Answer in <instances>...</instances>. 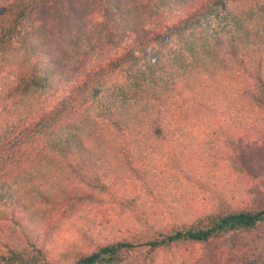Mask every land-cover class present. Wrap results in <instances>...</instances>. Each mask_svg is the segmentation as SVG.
<instances>
[{"label":"trees","instance_id":"16d2710c","mask_svg":"<svg viewBox=\"0 0 264 264\" xmlns=\"http://www.w3.org/2000/svg\"><path fill=\"white\" fill-rule=\"evenodd\" d=\"M99 5L104 19L91 24ZM6 8L0 220H15L17 235L3 241L0 264H52L30 228L88 198L69 190L74 181L105 192L107 178L133 175L152 191L158 159L172 153L179 168L177 149L194 142L195 125L212 137L221 131L215 120H264V0H14ZM228 160L251 175L238 157ZM216 199L192 222L108 242L74 264H151L160 250L264 224V204ZM193 264L213 263L206 252Z\"/></svg>","mask_w":264,"mask_h":264},{"label":"rangeland","instance_id":"374dc122","mask_svg":"<svg viewBox=\"0 0 264 264\" xmlns=\"http://www.w3.org/2000/svg\"><path fill=\"white\" fill-rule=\"evenodd\" d=\"M13 1L0 0V19ZM99 8L100 5L88 19L91 24L104 19ZM188 95L184 91L183 97ZM213 125L221 131L212 137L204 135L200 125L193 127L194 142L186 149H177L176 155L183 159L179 168L172 153L158 159L159 177L152 191L133 175L107 178L104 182L109 191L105 192L74 181L69 190L75 189L89 195L88 198L61 206L35 229L32 225L33 240L44 249L52 264H74L79 256L108 242L125 238L144 241L156 229L169 231L175 224L194 221L214 209L217 192L234 208L264 204V120L252 122L251 126L215 120ZM230 133L232 140L228 143ZM207 138L211 142L205 143ZM231 155L247 164L251 175H239L233 170L228 160ZM22 214L19 211L16 217L28 222ZM9 217L0 220V253L7 251L3 241L17 235L15 220ZM206 252L213 264H264V224L222 235L208 244L185 242L170 250H160L151 264H193Z\"/></svg>","mask_w":264,"mask_h":264}]
</instances>
